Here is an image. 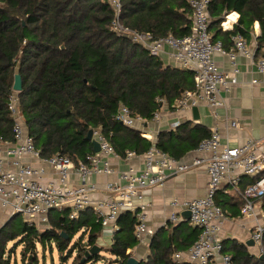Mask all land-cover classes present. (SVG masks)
I'll use <instances>...</instances> for the list:
<instances>
[{"label":"trees","instance_id":"1","mask_svg":"<svg viewBox=\"0 0 264 264\" xmlns=\"http://www.w3.org/2000/svg\"><path fill=\"white\" fill-rule=\"evenodd\" d=\"M121 1V21L132 30L156 38L182 37L192 30L190 0ZM232 12L240 16L233 29L224 30L222 22ZM210 16L212 41H221L227 49L238 34L250 43L258 22L261 33L256 37L255 57L264 56V0H211ZM114 17L107 0H0V140H14L8 104L15 93V74L19 73V106L43 157L60 153L76 164L85 161L95 152L87 136L97 128L122 157L128 150L143 154L152 147L138 130L115 119L119 107L124 104L134 114L151 120L161 108L158 99L172 106L184 91L195 88L194 72L165 64L128 36L113 31ZM210 134L205 125L185 121L175 130L161 131L155 146L181 158ZM243 180L241 191L255 177L244 175ZM224 191L217 192L216 202L223 210L232 206L237 214L242 201ZM92 210L87 208L71 219L69 208L56 209L54 215L50 212L49 227L42 231L27 221L16 222L17 215L13 216L0 229V264H11L4 257L9 242L15 249L23 245V264H38V244L51 252L56 247L61 264L73 253L72 264H101L103 250L114 257L111 261L115 264H126L138 245L136 216L122 213L111 243L102 247L98 240L103 226ZM199 234L190 221H181L170 230L160 228L150 241L149 255L139 264H189L176 261L174 254L188 250ZM222 243L231 264H264V259L250 253L245 244L235 239H223ZM94 245L100 251L87 257Z\"/></svg>","mask_w":264,"mask_h":264},{"label":"built area","instance_id":"2","mask_svg":"<svg viewBox=\"0 0 264 264\" xmlns=\"http://www.w3.org/2000/svg\"><path fill=\"white\" fill-rule=\"evenodd\" d=\"M113 7L115 17L111 23L113 31L128 36L132 42L139 44L150 54L159 58L168 57L180 67L194 72L195 88L184 91L172 106L177 113H185L198 107L205 101L212 114L219 119V108L227 107V100L222 91L229 92L238 85L236 59L238 56L251 58L257 67L260 78L253 84L264 85V56L255 57V47L250 48L242 35L233 36V47L226 49L221 41L213 42L210 32L211 0H190L192 7V30L190 34L175 37H154L148 32H139L125 26L121 21V0H107ZM234 13L226 15L222 22L224 28L233 21ZM238 15L234 21L238 19ZM166 47L170 48V52ZM228 56L234 64L233 72H226L214 60V54ZM10 95L8 109L13 118L14 140H0V208L13 217L22 215L24 221L34 224L38 229L49 225L52 210L70 209V218L77 219L81 211L92 208L94 215L102 226L110 232L117 229V219L124 212H131L137 218L135 237L138 244H150L156 230L148 224V207L144 201V191L148 188L163 186L170 175L180 174L193 168L204 166L208 174L207 192L202 197L180 201H171L174 208L170 216L172 223H177L181 213L190 211V223L199 229L198 239L186 251L176 252L174 259L189 264H231V256L223 252V238L219 232L222 223L227 219L225 210L216 202L217 192L224 186L231 187L243 200L242 216L255 221L251 239L256 246V256L264 259V211L258 209L255 200H264V142L260 139L247 138L238 146L223 142L221 127L212 128L210 136L202 139L193 156L184 155L175 158L159 150L145 127L149 122H159L163 112L155 111L151 120L134 114L124 104L119 107L115 119L126 127L136 129L140 134L152 141V147L143 154L128 150L120 156L109 138L101 128L93 130V138L99 143L100 151L89 154L85 161L76 164L69 157L57 153L51 157H43L36 148L33 137L29 134L19 106L18 91ZM161 106L163 99H158ZM226 129L239 128V122L228 117L224 120ZM180 122H175L177 128ZM30 155L48 164L60 178L58 184L42 183L46 174L44 167L35 168L24 163L23 157ZM142 156L144 168L137 170L130 166L126 170L116 172L111 164L112 158L131 160ZM72 173L79 178V183L68 184ZM117 173L124 182H107L104 190L107 196L94 200L92 195L98 191L97 184L90 181L93 175H109ZM255 177L254 182L243 191L239 189L243 176ZM178 208L180 210L176 211ZM262 216V217H261Z\"/></svg>","mask_w":264,"mask_h":264},{"label":"crops","instance_id":"3","mask_svg":"<svg viewBox=\"0 0 264 264\" xmlns=\"http://www.w3.org/2000/svg\"><path fill=\"white\" fill-rule=\"evenodd\" d=\"M233 13V21L229 23L230 25L227 28L222 26L224 30H231L236 24L237 21H234V19L237 15H240L237 12ZM254 30V38L248 43L250 48L256 46V37L261 33L258 22L255 23ZM232 47L233 44L230 45L228 49ZM166 49L168 52L171 51L168 47H166ZM161 59L167 65L179 67L173 59H170L167 56L162 57ZM214 60L220 68L226 72H233L235 69L234 64L228 56H224L219 52L214 54ZM236 64V67L238 68L236 77L239 83L231 88L229 92L222 91V95L227 100V107L218 109V113L220 114L219 119H216L213 116L211 108L204 100L199 102L197 113L194 112L193 109L185 113H177L172 107L176 100L172 106L164 101L161 106L163 112L161 120L156 123L149 122L145 124L154 143L157 142L158 135L161 131L175 130L176 128H173V124L177 121L180 123L192 121L193 123L203 124L210 130L215 127H221L223 130V142L228 143L231 146L241 145L247 138L260 139L264 142V85H256L252 83L254 79L260 78V74L257 71L255 62L251 58L238 56ZM226 117L237 120L239 122V128L226 129L224 123ZM195 149L190 150L186 154L191 153L190 156H193L192 152H194ZM23 162L31 164L35 168H45L46 174L42 176V183L46 184L52 182L58 184L60 182L59 175L48 164H45L40 159L25 155L23 157ZM111 164L116 172L126 170L130 166L140 170L144 168V159L142 156L134 157L129 161L123 158H112ZM90 181L98 186V191L92 195L95 201L107 196V193L104 190L107 182H124L119 179L117 173L109 175H93ZM242 182H244V180H242ZM78 183V176L75 173H72L68 184L74 186ZM207 185V170L204 166H201L180 174L170 175L163 186L146 189L144 191V201L149 204L147 213L149 226L153 227L157 232L160 228L170 230L173 225H176L181 221L189 222V220H183V218L177 223H172L170 221V216L174 211V208L171 207V201L175 198L184 201L186 199L202 197L207 192ZM223 189L225 190V194H232L235 197V200L239 199V201L243 202L239 194H237L231 187L224 186ZM242 202L237 214H235V210L230 205L224 209L227 219L222 223L219 234L223 239H235L246 245V242L251 239L256 223L254 220L242 216ZM255 205L258 209L264 211V200H255ZM175 210L180 212L178 208ZM261 221L264 222V219ZM149 246V244H138L132 249V256L138 259H146L150 253ZM247 247L249 248L250 253L256 255V252L253 251V248H256L255 244Z\"/></svg>","mask_w":264,"mask_h":264},{"label":"rangeland","instance_id":"4","mask_svg":"<svg viewBox=\"0 0 264 264\" xmlns=\"http://www.w3.org/2000/svg\"><path fill=\"white\" fill-rule=\"evenodd\" d=\"M55 212H56V210H52L51 215H54ZM11 218L12 217L8 216V214L6 215V213H4L0 208V229ZM24 219H25V217H23L22 215H17L15 218V221L19 222L20 220H24ZM48 227H49V225H44V226L39 227L38 230L42 231L44 229H47ZM80 235H81V233H79L77 236H75L72 244L77 240V238ZM111 239H112V232H110L108 227H105V228L103 227L102 235L100 236V238L98 240V245L102 246V247H106L111 243ZM72 244H71V246H72ZM23 248H24L23 245H21V246L19 245L15 249V244L13 242H9L7 245V250H6L4 257L9 258V260L11 261V264H23L22 255H21ZM13 250H16V251L13 252ZM253 251L256 252V248H253ZM104 252L105 251L103 250L102 253L105 255V260H102L101 264H115L114 261H111L114 259V257H111L109 254H107V253L105 254ZM37 253H38V264H61L60 254L57 251L56 247H54L53 252H51L49 247H47V249L44 250L38 244L37 245ZM75 255H76V253H73V256L66 262V264H72ZM32 257L33 256L30 255V258H32ZM78 264H81V263H78ZM92 264H100V262H96V263H92Z\"/></svg>","mask_w":264,"mask_h":264},{"label":"water","instance_id":"5","mask_svg":"<svg viewBox=\"0 0 264 264\" xmlns=\"http://www.w3.org/2000/svg\"><path fill=\"white\" fill-rule=\"evenodd\" d=\"M13 90L15 91H21L22 90V78L21 75L19 73L15 74V79H14V84H13ZM193 111L197 113V107L193 108ZM87 139L92 141L94 144V151L95 152H99L100 151V145L99 143L93 138V130H91L87 136ZM182 218L183 220H189L190 219V211L189 210H185L182 212ZM247 246H253L254 245V241L252 239H250L248 242H246ZM100 251L99 246L94 245L90 252L87 253V257H89L91 254H96ZM85 260H83L84 262ZM141 261V259H138L134 256H131L126 264H139Z\"/></svg>","mask_w":264,"mask_h":264}]
</instances>
